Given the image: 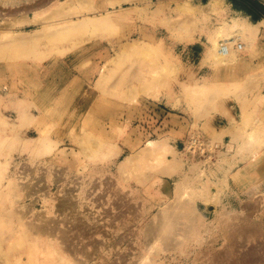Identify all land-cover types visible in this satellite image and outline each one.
<instances>
[{"label":"rangeland","instance_id":"rangeland-1","mask_svg":"<svg viewBox=\"0 0 264 264\" xmlns=\"http://www.w3.org/2000/svg\"><path fill=\"white\" fill-rule=\"evenodd\" d=\"M36 1L0 0V28L10 29L0 33V164L10 159L0 167L1 183L17 184L13 171L27 166L43 168L37 177L63 174L64 192L77 194L82 185L88 213L106 216L105 238L123 240L113 255L119 264H140L146 226L170 207L182 208L174 222L184 225L183 216L194 217L184 209L194 206L198 232L175 251L156 243L150 250H160L161 264L221 251L226 226L248 204L250 222L264 217V177L247 182L241 175L245 165H264V59L244 68L246 49H236L252 48L264 11L254 7L250 23L263 21L240 31L229 25L251 12V1L53 0L31 9ZM10 12L23 14L13 20ZM100 16L108 20L102 26L94 24ZM80 20L85 30L72 26ZM226 37L229 56L220 63L212 44ZM148 108H158L162 120ZM148 142H165L167 150L146 153ZM48 189L54 197L55 185ZM3 193L0 205L20 200ZM32 209L44 214L40 203ZM260 230L264 249V222Z\"/></svg>","mask_w":264,"mask_h":264},{"label":"bare ground","instance_id":"bare-ground-1","mask_svg":"<svg viewBox=\"0 0 264 264\" xmlns=\"http://www.w3.org/2000/svg\"><path fill=\"white\" fill-rule=\"evenodd\" d=\"M51 1L53 0H38L32 4L34 7H31V9L34 8V10H36L35 8L41 7L42 3H50ZM39 2L40 5L37 6ZM186 5L187 3L184 0L178 7ZM18 13L11 14L14 15L13 20ZM0 14L6 15V13ZM90 19L89 21L85 20V22L88 24V22L92 21L93 25L94 19L91 21ZM73 22L75 25L72 22L69 24H73L72 26L76 28L78 26L80 30H85L84 28L86 25H83L84 28L81 29L84 21L80 20L77 23H75V21ZM94 22V24H100L102 26L108 22V20L105 19L104 16H100L96 18ZM9 24H11V22H9ZM69 24L67 22V25ZM4 25L3 23V27L0 28V33L9 35L8 32H10V29L8 27L4 28ZM14 25L12 24L11 26ZM52 25V23H49L47 27ZM89 25H91V23ZM5 26H8V24L6 23ZM72 26H70L71 30H76V28L72 29ZM70 27L67 29H70ZM229 27L240 31L249 29L244 23L238 24L236 22H232V25H229ZM220 33L221 32H219V34ZM13 34L21 36L22 33L14 32ZM20 36L17 37L19 41L26 36V33L23 38H20ZM223 41L224 44L222 45L218 44L215 40L212 44L214 57L217 62L220 63L226 62L225 60L229 56L228 46L231 44L228 37L223 39ZM236 49L240 51L242 45L237 44ZM165 150H167L165 142H148L143 149L144 152L154 156H162ZM129 160L130 159H128V161ZM9 161L10 159L6 160L7 165ZM6 163L0 164V167L2 166V168H4ZM41 169L43 170L41 167L29 169L27 166H21L18 172L13 171L14 178L18 179L17 184L14 185L11 180H7L6 178L2 183L0 180V195L4 194L3 192H10V195L14 196V198L20 199L18 203L12 202L11 204L0 205V264H119L122 257L113 259V255L116 253L115 249L123 243V240L115 238L113 241H109L105 238L107 220L104 218L106 216L98 212V216H96L98 218L95 219L91 213H88L89 210L87 206L91 205L86 203L88 197L85 196L86 198H83L79 193L84 187H82V185L77 186V183L75 185L78 189L77 194H74L77 190L73 194L70 190H65V192L69 191L65 193L64 189L60 188L62 187L61 181H65L64 175L58 174L56 171L48 172L44 169L45 172L43 175L37 177ZM43 179L45 183L41 182L44 185L40 187V181ZM51 185H55L57 190L56 194L58 195L54 194V197L48 193V188ZM102 195H104V193ZM33 197L35 199L31 201L29 205H20L23 203L25 204L27 201L33 199ZM102 197L104 198L105 195L101 196L100 205H102ZM36 203L41 204L44 209V214L41 215V212H36L32 209ZM119 205H121V203L118 204V206ZM187 209L194 214V217H192L191 220H187V217L183 216L187 222H184V225L174 222L178 211H181L182 208L170 207L166 211L165 216L159 218L158 222H155V224L150 223L146 226L145 236L149 241L147 244L148 250L145 251L140 264H161L160 255L158 253L159 249L157 252L151 253L156 243L162 241L161 244L164 249L162 252L175 251L181 248L184 242L188 241L190 237L194 238L197 235L198 226L195 224L198 217L197 211L194 206H189L185 208L184 211ZM245 209L241 217L235 219V222L232 221L230 225L226 226L225 230L229 235L225 236V244L221 251L216 250L217 252H213L211 250L208 253H203L201 257L204 258L200 260L195 256L190 263L194 264L198 261H202L203 264L264 263V249L261 248L263 233L260 230L261 227H263L264 217L260 218L257 224H253L247 218L251 215L250 209H253L252 204H248ZM103 210L104 209H102V211ZM117 211L119 212V210ZM179 214L181 215L182 212ZM111 217L108 219L110 220ZM116 218L118 219V217ZM117 219L114 218L115 221ZM6 225L8 226L6 227ZM117 228L120 227L117 226ZM165 233H167V236L164 238L163 235ZM176 236L179 237V241L175 239ZM108 241L109 243H107ZM251 241L258 242V245L243 246L244 243ZM194 254L198 255V251H194Z\"/></svg>","mask_w":264,"mask_h":264},{"label":"crops","instance_id":"crops-1","mask_svg":"<svg viewBox=\"0 0 264 264\" xmlns=\"http://www.w3.org/2000/svg\"><path fill=\"white\" fill-rule=\"evenodd\" d=\"M215 1H220V0H210L212 5L215 4ZM249 1H251V3H252L251 6H253V7H251L252 8L251 12L245 13L244 15H242L243 19L242 18L232 19V22H236L238 24L244 23L245 26L250 29V28H256L257 26H259L263 20L257 21V23H255L253 25H252V23H250L252 21L251 18L254 17L253 13L257 14V12H258V10L256 8H254V7H256V6H254L255 3L258 5H260V4L253 1V0H249ZM260 6H262V5H260ZM238 10L243 11L242 9H238ZM11 14L12 13L10 12V16H11ZM18 14H23V13L21 12ZM18 14H16L15 16H17ZM11 17H14V16H11ZM263 29L264 28L261 25L256 29V33H255L256 37L253 39V40H255V42L253 43L252 48H249L250 46H247L245 48V46L242 44V49L240 51H243L244 49H246V51H244L243 54L239 56V61H240L239 63L243 67L244 66H247V67L255 66L258 61H261L264 59V39H262L261 42H259V39H260L261 35L263 34ZM261 95H262V93H261ZM157 109L158 108H154V109L148 108L149 115H150V117H153V119H156L155 114H158ZM163 114H164V112H163ZM159 120H162V118L156 119L155 122L159 121ZM156 133H159V131L151 132V136H150V133H149V136L150 137L156 136ZM241 175H242V179H244L247 182H256L260 178L264 177V165L263 166H260L257 164H251V166L245 165V166L241 167Z\"/></svg>","mask_w":264,"mask_h":264},{"label":"water","instance_id":"water-1","mask_svg":"<svg viewBox=\"0 0 264 264\" xmlns=\"http://www.w3.org/2000/svg\"><path fill=\"white\" fill-rule=\"evenodd\" d=\"M264 7V0H253Z\"/></svg>","mask_w":264,"mask_h":264},{"label":"trees","instance_id":"trees-1","mask_svg":"<svg viewBox=\"0 0 264 264\" xmlns=\"http://www.w3.org/2000/svg\"><path fill=\"white\" fill-rule=\"evenodd\" d=\"M247 1H249V0H247ZM254 6H256L257 8H259L261 11H264V7H262V6L258 5V4L255 3Z\"/></svg>","mask_w":264,"mask_h":264}]
</instances>
